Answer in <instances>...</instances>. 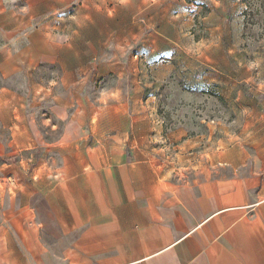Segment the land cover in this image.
<instances>
[{"label":"crops","instance_id":"obj_1","mask_svg":"<svg viewBox=\"0 0 264 264\" xmlns=\"http://www.w3.org/2000/svg\"><path fill=\"white\" fill-rule=\"evenodd\" d=\"M143 1L147 23L177 21L170 12L182 0ZM1 2L0 78L24 73L28 85L0 86V127L15 148L57 150L62 159L46 162L38 193L25 199L43 202L46 215L37 223L57 243L33 241L27 226L19 242L0 244V264H264V84L251 94L228 84L235 58L228 35L214 29L196 40L192 54L204 66L192 75L206 83L200 92L208 91L206 81L227 82L216 91L232 93L229 101L244 114L241 129L216 133L203 120L199 131L166 130L151 109L153 97L140 106L129 85L116 83L98 96L104 103L91 102L85 48L72 45L89 38L42 31L55 22L39 19L40 4L55 11L50 0ZM95 9L104 14L108 5ZM86 17L76 23L84 26ZM147 39L175 41L161 29ZM261 59L264 51L255 57ZM40 64H59L58 77L43 85L32 74ZM138 108L146 113L135 114Z\"/></svg>","mask_w":264,"mask_h":264},{"label":"rangeland","instance_id":"obj_2","mask_svg":"<svg viewBox=\"0 0 264 264\" xmlns=\"http://www.w3.org/2000/svg\"><path fill=\"white\" fill-rule=\"evenodd\" d=\"M49 3L55 6V11L40 4L39 19L48 22L55 19V22L53 26L41 27L42 31H50L60 38L79 31L89 38L85 44L72 42V45L85 48L84 92L91 102L104 103L98 96L116 83L124 89L129 85L130 91L136 89L140 106H146L145 99L153 97L151 109L154 115L162 118L166 130L181 126L191 133L201 130L202 122L206 120L214 126L216 133L239 131L244 121L241 108L229 101L232 93L226 97L216 91V87L221 88L227 82L206 81L208 91L200 92L197 86L206 83L196 74L192 75L193 69L204 66L194 55L196 40L214 33V29L216 34L228 35L231 51L237 54H233L228 84L236 85L248 94L253 93L257 85L264 84V59L255 60L264 51V0H182L177 10L170 12L177 21L161 28L143 18L148 12L143 0H50ZM1 4L4 6L3 2ZM100 4L108 5L106 13L101 14L100 9H95V5ZM85 15L87 24L79 26L76 20ZM159 29L175 41H146L149 36L158 34ZM110 33L114 37L107 41ZM7 45L16 46L14 43ZM149 52L150 56L146 54ZM238 52L247 54L246 58L239 60ZM241 63H247L248 68L240 67ZM59 69V64H40L32 74L46 85L58 77ZM1 85L25 89L28 84L26 75L21 73L8 80L0 78ZM143 109L138 108L139 112L135 114L146 113V108ZM51 135L48 138L56 134ZM56 152L47 154L41 148H15L7 130L0 127V244L19 242V233L31 225L35 230L33 241L57 243L55 239L59 237L42 233V225L37 223L39 217L46 215L43 202H25L29 196L38 193V180L46 175V162L62 159Z\"/></svg>","mask_w":264,"mask_h":264}]
</instances>
